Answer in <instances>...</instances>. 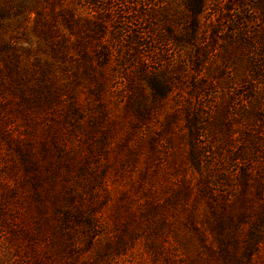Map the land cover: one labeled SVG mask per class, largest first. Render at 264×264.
<instances>
[{
  "label": "rangeland",
  "instance_id": "374dc122",
  "mask_svg": "<svg viewBox=\"0 0 264 264\" xmlns=\"http://www.w3.org/2000/svg\"><path fill=\"white\" fill-rule=\"evenodd\" d=\"M254 4L264 0H210L200 26L221 32L233 20L263 31ZM44 18L26 30L10 24L15 51L0 52V264H178L174 239L188 232L187 217L214 244L204 223L213 216L195 185L199 170L186 159L188 134L171 135L165 146L138 129L123 101L103 95L108 104L99 109L94 84L74 66L80 51L70 52L74 63L58 57L60 35ZM84 47L91 54V44ZM172 106V97L159 100V121ZM259 254L254 264H264V241ZM208 264L229 263L218 257Z\"/></svg>",
  "mask_w": 264,
  "mask_h": 264
},
{
  "label": "trees",
  "instance_id": "16d2710c",
  "mask_svg": "<svg viewBox=\"0 0 264 264\" xmlns=\"http://www.w3.org/2000/svg\"><path fill=\"white\" fill-rule=\"evenodd\" d=\"M159 1L0 0V52L14 50L10 24L25 29L45 17L41 22L60 35L53 49L58 57L72 62L70 52L80 51L81 63H73L94 84L99 109L108 104L103 95L123 101L138 129L162 137L165 146L171 135L181 140L188 134L186 159L199 170L195 185L213 216L204 223L214 244L202 224L184 218L188 232L174 239L181 248L178 264H208L218 257L254 264L264 241V30L233 20L221 32L202 29L199 16L210 0ZM250 7L264 21V5ZM118 79L119 89L112 86ZM168 96L173 106L162 122L154 106Z\"/></svg>",
  "mask_w": 264,
  "mask_h": 264
}]
</instances>
